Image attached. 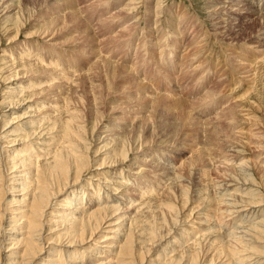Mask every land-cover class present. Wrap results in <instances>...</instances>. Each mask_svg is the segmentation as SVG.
Here are the masks:
<instances>
[{
	"label": "bare ground",
	"instance_id": "6f19581e",
	"mask_svg": "<svg viewBox=\"0 0 264 264\" xmlns=\"http://www.w3.org/2000/svg\"><path fill=\"white\" fill-rule=\"evenodd\" d=\"M70 1V11L74 13L70 19L65 18L59 24L50 22L47 26L65 28L77 18V11L81 9L76 0ZM9 18L18 27L23 16L16 12ZM25 55L15 57L11 52L0 55L1 71L14 72L21 68L24 74L27 71L33 75V82L29 77L26 84L16 90L11 88L6 94L1 92L3 83H0V264H264V209L256 206L263 202L262 195L253 190L240 191V187L236 189L238 192L228 193V187L209 177L208 168L203 169L200 165L202 169H199V164L211 163L213 158L206 153L195 156L193 150L187 161L179 166L169 164L162 175L158 170L160 174L152 176L150 167L148 171L140 169L125 176V163L129 162L132 152L140 155L133 160L134 165L135 161L137 164L146 162L144 160L151 159L153 155L142 150L144 145L152 148L153 140L137 133V137L132 135L129 140L124 131L105 139L104 158L97 162L90 153L93 140L87 138L88 123L83 108V100H87L83 97L90 93L94 96L96 85L93 79L87 81L90 90L84 86L82 92L86 88L87 93H83V97L67 104L66 96L74 91L76 81L83 74L77 75V70L68 69L60 62L47 63L40 55L38 59H33L31 54ZM103 65L117 68V64L101 54L96 68L91 71L96 72ZM122 68L128 75H133L131 67ZM263 72L264 59H258L254 78H261ZM14 75L8 74L3 82L12 81ZM85 78L90 79L87 75ZM86 79L81 81L82 86ZM141 84L136 85L138 92L146 88L144 83ZM64 86L68 89L63 94ZM120 90L123 95L130 91L125 86ZM76 91L71 94L78 96ZM152 91L154 95L150 93V97L142 99L141 94L136 93L137 105L130 108L134 114L133 122L136 119L141 122L142 118L138 116L140 104L159 100L161 91ZM96 95L90 99L89 112L104 114L95 110L98 106ZM166 98L177 100V96H171L169 92ZM22 104L33 106V110L28 112L30 121L12 130L14 119L7 120L3 110L8 108L10 112ZM231 164L230 161L222 162L223 172L219 171L221 168L216 170L227 176L228 165ZM237 167L245 182H255L251 173L254 170L258 173L256 175L264 177V160L254 165L242 161ZM104 168L112 169L114 175L110 171L100 172ZM187 168L191 173L198 171L203 172L202 176L204 174L200 179L201 186L195 191L188 182ZM80 183L84 184L82 189H78L80 192H71L69 198L63 200L71 189L80 188ZM6 193L12 195L9 201L4 199ZM236 193L245 198L236 197ZM113 196L116 198L112 199ZM124 198L126 200L122 202L120 199ZM257 201L261 202L255 203ZM46 245L54 247L47 252V258H42Z\"/></svg>",
	"mask_w": 264,
	"mask_h": 264
},
{
	"label": "rangeland",
	"instance_id": "374dc122",
	"mask_svg": "<svg viewBox=\"0 0 264 264\" xmlns=\"http://www.w3.org/2000/svg\"><path fill=\"white\" fill-rule=\"evenodd\" d=\"M240 1L76 0L78 8L81 9L77 11V18L65 28H56L46 24H59L65 18L69 20L74 14L70 11V0H0V55L3 52H11L15 57L31 54L34 55L33 59H38L40 55L47 63L60 62L68 69L77 70V75L83 74L82 78L77 79L76 88L73 89H77L79 95L75 96L71 94L74 91H71L66 96L67 104L83 97L86 88L89 89L90 83L87 81L93 79L97 89L93 91L94 96L96 93L100 95H96L98 106L95 110L104 114L89 112L90 101L94 99L90 92L83 97L87 98L83 100V108L85 107V121L88 123L87 138L93 140L90 153L97 162L104 158L105 141L124 131L128 140L132 135H142L143 138L153 140L152 148L148 149L145 145V149L142 147L144 152L153 154L151 159L144 160L146 162H141L140 165L135 161L134 165L133 160L140 155L132 152L129 162L125 163V176L150 167L152 176L159 173L158 170L162 175L169 164L179 166L187 161L190 151L193 150L195 156L206 153L213 158L211 163L208 161L205 164L201 161L204 164H199V169L200 165L203 169L208 168L209 177L228 187V193L230 191L234 194L240 187V191L253 190L264 198V177L256 175L258 173L254 170L251 173L255 182H245L237 167L242 161L254 165L259 160H264V76L254 78L255 62L264 59V0ZM16 12L23 16L18 27L9 18ZM123 29L127 31L124 32ZM120 31L123 33L119 34ZM101 54L117 64V68L103 65L96 72H92ZM122 67H131L132 70L129 69L133 75L125 73ZM8 74L16 76L11 78L12 81L4 83L3 80ZM85 75L90 79L87 80ZM29 77L33 82V75L27 71L24 74L21 68L14 72L0 70V83H3L1 92L6 94L11 88L16 90L26 84ZM83 78L86 82L82 86ZM140 82L146 86L142 91L144 93L137 91L136 85ZM112 83L115 85L110 87ZM84 86L86 88L82 92ZM123 86L130 89L124 95L120 90ZM65 87L63 94L68 89ZM150 87L161 91V96L155 103L148 104L145 101L142 103L145 106L140 104L141 112L138 116L142 118L141 122L140 119L133 122L134 114L130 108L137 105L136 93L141 94V99L150 97L152 93L154 95ZM167 92L171 96H177V100H168ZM32 110V105L22 104L10 112L5 108L3 113L7 114V120L14 119L13 130L30 121L28 112ZM136 147L139 148L137 143ZM225 159L235 164L228 165L230 170L226 173L227 176L217 172L220 168L219 171L223 172V165L227 164L222 165V162H229ZM107 171L114 175L112 169L100 172ZM190 171V168L186 169L190 177L188 182L192 191H195L201 186L200 179L202 180L204 174L202 176L203 172ZM242 182L244 185L240 184ZM83 183H80V188L71 189L63 200L68 199L71 192H80L78 189L83 188ZM236 194V197L244 196ZM129 197L132 198L131 194ZM5 198L9 201L12 195L6 193ZM120 200L125 202L126 199ZM261 200L263 202L256 206H260L258 209L262 210L264 199ZM52 247L54 246L46 245L41 257L47 258V252ZM55 247L59 248L57 245Z\"/></svg>",
	"mask_w": 264,
	"mask_h": 264
}]
</instances>
